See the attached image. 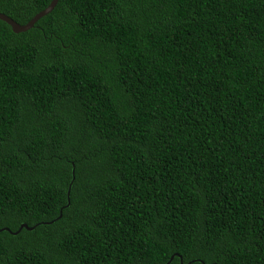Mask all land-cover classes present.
<instances>
[{"label":"trees","instance_id":"obj_1","mask_svg":"<svg viewBox=\"0 0 264 264\" xmlns=\"http://www.w3.org/2000/svg\"><path fill=\"white\" fill-rule=\"evenodd\" d=\"M50 1L0 13L24 25ZM171 256L264 264V0H58L25 32L0 21V264Z\"/></svg>","mask_w":264,"mask_h":264},{"label":"water","instance_id":"obj_2","mask_svg":"<svg viewBox=\"0 0 264 264\" xmlns=\"http://www.w3.org/2000/svg\"><path fill=\"white\" fill-rule=\"evenodd\" d=\"M57 1L58 0H51L45 9H43L42 11H40L39 13H37L36 15H34L24 25H18V24H16L10 18H8L7 16H5V15H3L1 13H0V21L4 22L6 25H8L10 27V30H11L12 33H22V32H25L28 29H30L33 26V24L39 18H41V17L45 16L46 14H48L53 9V7L57 3ZM67 204H68V201H67ZM22 228L27 229V230H30L31 229V228H28L26 225L21 224L15 233H17ZM171 259H172V256L168 259V261L165 264H169L170 261H171Z\"/></svg>","mask_w":264,"mask_h":264}]
</instances>
